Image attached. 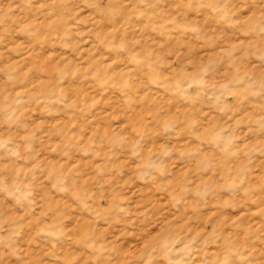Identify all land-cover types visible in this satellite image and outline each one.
Wrapping results in <instances>:
<instances>
[{
    "label": "rangeland",
    "instance_id": "rangeland-1",
    "mask_svg": "<svg viewBox=\"0 0 264 264\" xmlns=\"http://www.w3.org/2000/svg\"><path fill=\"white\" fill-rule=\"evenodd\" d=\"M77 2L62 48V0H0V264H264V0ZM48 76L88 122L47 89L15 104ZM101 128L92 158L70 139Z\"/></svg>",
    "mask_w": 264,
    "mask_h": 264
},
{
    "label": "clouds",
    "instance_id": "clouds-1",
    "mask_svg": "<svg viewBox=\"0 0 264 264\" xmlns=\"http://www.w3.org/2000/svg\"><path fill=\"white\" fill-rule=\"evenodd\" d=\"M81 2H83V0H81ZM62 5H63V11L62 14L59 17H53L52 19H50L48 21V23L46 25H44V32L43 34L46 36L47 40L56 43V44H60V46L63 48L64 45L61 44V41L64 39V35L62 34L63 29L65 28L67 21L68 20H74L75 16H74V10L79 7V3L77 2V0H62ZM216 11H219L222 13L221 15V19H224L225 17H228L229 15H235L236 14V10L228 8L226 5L221 6L220 8L216 9ZM246 14L247 10H246ZM257 19H264V11H260L258 13ZM37 31H39V29H37ZM193 32L195 33V29H193ZM26 51V50H25ZM69 55H71V53H68ZM53 63H55V60L53 61ZM63 63H67V61H64ZM167 70V69H165ZM203 71V75H205L204 70ZM53 76H48L45 77V79L49 80L50 82L40 86L39 88H30L28 86V84H26V86H24L25 91L24 93L15 99V104L16 105H20L22 103L25 102V100L23 99L25 96H36L38 93H42L45 89H47V91L55 98L56 101H58L60 104H63L65 106V108H72L73 111L71 112L72 118L79 121L77 119V114L78 113H86L87 114V122L90 119V117L92 116V113L94 112L93 109H90L87 103L81 104L80 101H77L76 105L72 104V99H69V95L68 92L66 91V89L62 86L63 82L61 80H55L53 81ZM29 84H31V81H29ZM148 87H155V85L152 84L151 81H145V85L143 88L139 89V90H134V89H128L125 92V96H124V104H123V109L127 112V111H131L132 109L138 107L139 105V98H140V92L144 91L146 88ZM45 99V97L43 95L40 96V100L41 102H43V100ZM65 101H67V104H65ZM69 114V113H68ZM63 115H58L55 117V119H59L60 117H62ZM110 119V118H109ZM159 119V117L157 118ZM85 123V127L87 129V131H90L92 128H94L95 123H93L92 125H88V123ZM102 123V128H103V122ZM71 121L68 122V125L65 124H61L59 126V129L65 130V132H70L71 128L70 125ZM170 127V125L168 126ZM79 129V127H77ZM102 128L101 130L96 132V135L94 137H92V143L90 144L88 139H87V131L83 132V133H79L80 135L84 136L85 139L77 142V140L75 139V137L73 135H71L70 139L77 144H80L82 149H85V155H91V158L95 155V153L97 151H104V148H101L100 145L103 144H107V140L102 139ZM79 132V130H78ZM41 133L44 134V130L41 129ZM118 136L120 137H124L126 135H128L127 132H119L117 133ZM132 139H136V137H129V142ZM167 154V153H166ZM165 154V155H166ZM139 156L133 157V159H138ZM108 167H110V165H106L103 173H101V175L107 173ZM80 169H75L73 170V173L71 174L72 179H78V173L80 172ZM167 175V169H164L163 171L161 169L157 170V174L156 177L158 178V180H160V177L162 176H166ZM137 183V181H136ZM143 181H139L140 185H143ZM63 193L67 195L71 194V188L69 187L68 190L66 191H62ZM26 196H31L33 195V193L27 192L25 194ZM77 203H79V201H77ZM177 205H179V202L177 201H172L169 200L168 203V208L167 211L169 213H171L173 211V209L178 210ZM89 208L85 207L84 210L87 211ZM163 211L162 209L159 210V213ZM150 212V211H149ZM147 212V213H149ZM146 213V214H147ZM158 216V215H157ZM168 216L164 215L160 218L156 217V224L159 226L162 221L164 219H167ZM171 226H169L170 228ZM158 230V229H157ZM170 232V230H169ZM11 254L20 257L22 256V253L19 252L17 250V247H13L10 251Z\"/></svg>",
    "mask_w": 264,
    "mask_h": 264
}]
</instances>
